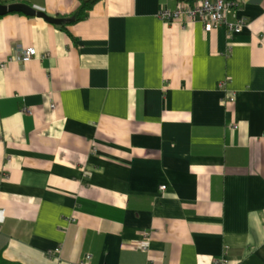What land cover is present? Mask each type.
<instances>
[{"label":"crops","instance_id":"1","mask_svg":"<svg viewBox=\"0 0 264 264\" xmlns=\"http://www.w3.org/2000/svg\"><path fill=\"white\" fill-rule=\"evenodd\" d=\"M85 1L0 0L65 25L0 15V257L264 264V0H236L231 35L158 17L179 0L72 22Z\"/></svg>","mask_w":264,"mask_h":264},{"label":"built area","instance_id":"2","mask_svg":"<svg viewBox=\"0 0 264 264\" xmlns=\"http://www.w3.org/2000/svg\"><path fill=\"white\" fill-rule=\"evenodd\" d=\"M237 5L238 2L236 0H179L175 8H161L157 15L165 22L199 21L205 30H213L224 26L227 34L231 35L232 32L240 31L245 24L243 18L236 16ZM35 56H37V51L34 46L24 47L19 52L21 61H28ZM2 65L0 63V66ZM226 82L227 80L225 79L219 81L218 86L224 89ZM233 100V93L225 94L223 97V103L232 102ZM164 187V185L160 186L162 189ZM137 248L146 251L148 249V241H141ZM89 258L90 255H87L86 259L88 260ZM214 263L226 264V261L223 257H217L214 259Z\"/></svg>","mask_w":264,"mask_h":264},{"label":"water","instance_id":"3","mask_svg":"<svg viewBox=\"0 0 264 264\" xmlns=\"http://www.w3.org/2000/svg\"><path fill=\"white\" fill-rule=\"evenodd\" d=\"M13 11H20L30 16L42 17L43 19L55 24L61 23L63 21V19L61 18L51 17L49 15H46L43 11L36 10L33 7L23 3H11V4L0 3V15Z\"/></svg>","mask_w":264,"mask_h":264},{"label":"trees","instance_id":"4","mask_svg":"<svg viewBox=\"0 0 264 264\" xmlns=\"http://www.w3.org/2000/svg\"><path fill=\"white\" fill-rule=\"evenodd\" d=\"M95 1H96V0L85 1V2L81 5V7H80L79 10L77 11V13H76L75 15H73L71 21L74 22V21H77V20H79L80 18H82V15H83L84 11H85L86 9H88V8H89V7L95 2ZM57 26H59L61 29H64V30H65V25H63V22L60 23V24L57 25ZM0 264H15V263L8 262V261H6V260H4V259H2V258L0 257Z\"/></svg>","mask_w":264,"mask_h":264}]
</instances>
